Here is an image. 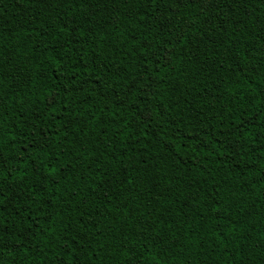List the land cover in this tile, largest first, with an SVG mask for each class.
Returning <instances> with one entry per match:
<instances>
[{"label":"trees","instance_id":"obj_1","mask_svg":"<svg viewBox=\"0 0 264 264\" xmlns=\"http://www.w3.org/2000/svg\"><path fill=\"white\" fill-rule=\"evenodd\" d=\"M262 26L264 0H0V264H264Z\"/></svg>","mask_w":264,"mask_h":264},{"label":"snow or ice","instance_id":"obj_2","mask_svg":"<svg viewBox=\"0 0 264 264\" xmlns=\"http://www.w3.org/2000/svg\"><path fill=\"white\" fill-rule=\"evenodd\" d=\"M33 2L39 4L41 6L42 10L51 11V10H54L57 6H59L60 8H64L65 4L68 2V0H33ZM152 2L155 3V0H152ZM194 2H199V3L203 4L204 5V9L207 10V7L212 2V0H188V4L189 5H191ZM69 6H71V5H69ZM179 6L180 5L178 3L177 7H179ZM65 14H67V13H65ZM71 23L74 26L73 27V31H75L76 30V21H75V19H73L71 21ZM67 27H68V24H64L59 30L62 32ZM89 28H91V24L90 23H89ZM262 28H264V26H262ZM0 35H2V33H0ZM2 84H3V79L0 78V85H2ZM127 94L128 95L132 94V89L131 88L127 90ZM2 95H3V93L0 92V96H2ZM56 99L57 98H56L55 95H51L50 94L49 106H54L56 104ZM107 100H108L109 103L116 104L117 107H120L122 103H127L128 102L127 100L123 99L119 95H117L116 97H108ZM118 101L120 103H117ZM107 108H108V104L106 103L104 105V108L101 109V111L103 112L104 109H107ZM108 110L110 111L111 109H108ZM65 111H67V109H65ZM100 122L104 123L103 119H101ZM114 122L115 121H113V123ZM71 124H72V121L69 120L64 125H62V127L64 128L65 133H66L65 139H67L68 129L71 127ZM2 128H3L2 122H0V149H2V146L5 143V141L3 139L4 133H3ZM83 131L84 130L81 128L80 132L83 133ZM56 135H59V133L57 132ZM85 135H86V133H85ZM13 139H14V137H13ZM42 140L44 141V146L46 147L47 146V141H48L47 134L42 136ZM69 143H71L73 145V147L75 146V141H69ZM81 147L84 148L85 151L87 150L86 146L81 145ZM68 151L70 152L71 149H69ZM59 152H60V156L66 155V153H65V151L63 149L59 150ZM77 154L79 156H83V152H81L80 149H77ZM101 155H103V154H101ZM32 159L34 160L35 158L32 157ZM8 164H9V161L7 159L0 158V171L6 169ZM59 164H60V158H59V156H57V157H55L54 161H48L47 165H46L48 169H51V171L47 172L45 174L44 178L47 179L49 176L52 177V180H53L54 184H59L60 183V179H57L56 174H57V172H59L61 169H63L65 167V165H60V168H57L56 165H59ZM97 168L99 169V162L98 161H97ZM11 175H12V170H8L5 173V175L2 178H0V179H7ZM117 179H119V177H117ZM129 183H131V181H129ZM0 196H3L2 192H0ZM0 203H2V200H0ZM101 247H103V246L101 245Z\"/></svg>","mask_w":264,"mask_h":264}]
</instances>
